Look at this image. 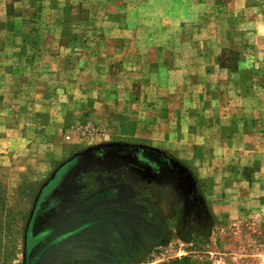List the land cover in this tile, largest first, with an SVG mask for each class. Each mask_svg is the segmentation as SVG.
<instances>
[{"label": "rangeland", "instance_id": "374dc122", "mask_svg": "<svg viewBox=\"0 0 264 264\" xmlns=\"http://www.w3.org/2000/svg\"><path fill=\"white\" fill-rule=\"evenodd\" d=\"M37 2L0 0V264H264V209L213 210L201 147L164 121L132 128L122 87L94 105L28 63L17 41L47 36L12 28L51 22Z\"/></svg>", "mask_w": 264, "mask_h": 264}, {"label": "crops", "instance_id": "0c3cea01", "mask_svg": "<svg viewBox=\"0 0 264 264\" xmlns=\"http://www.w3.org/2000/svg\"><path fill=\"white\" fill-rule=\"evenodd\" d=\"M34 1V14L52 20L44 28L13 26L47 36L17 41L36 49L28 63L55 72L67 95H95L94 105L124 88L132 128L164 121L171 139L186 136L203 149L213 210L264 209V0Z\"/></svg>", "mask_w": 264, "mask_h": 264}, {"label": "trees", "instance_id": "16d2710c", "mask_svg": "<svg viewBox=\"0 0 264 264\" xmlns=\"http://www.w3.org/2000/svg\"><path fill=\"white\" fill-rule=\"evenodd\" d=\"M155 168L159 169L163 167L160 163L155 162ZM45 237L43 236H38L36 237L37 241H42ZM164 264H193L192 260L189 256H181V257H176L174 259H170L169 262H165Z\"/></svg>", "mask_w": 264, "mask_h": 264}]
</instances>
